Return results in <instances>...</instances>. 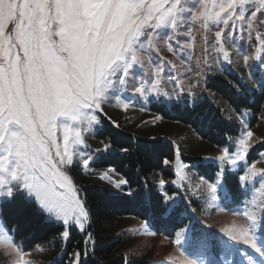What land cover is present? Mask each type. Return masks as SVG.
<instances>
[{"label":"snow or ice","instance_id":"obj_1","mask_svg":"<svg viewBox=\"0 0 264 264\" xmlns=\"http://www.w3.org/2000/svg\"><path fill=\"white\" fill-rule=\"evenodd\" d=\"M194 33L202 46L192 67L191 54L187 60L180 54L193 47ZM240 41L253 49L242 55L251 85L243 77L217 84L229 97L231 111L240 113L242 130L234 151L229 134L228 145L216 157L220 171L208 188L216 193L225 173L233 172L249 210L237 213L243 223L224 229L227 239L215 245L219 256L210 242L178 231L173 243L183 249V259L177 264H264V198L255 196H264V151L249 161L254 133L243 118L264 104V0H0V245L8 249V264H34L25 237L17 243L18 229L3 220L4 205L17 199L60 229L54 240L61 250L49 264H88L89 245L94 253L96 243L88 231L92 212L74 170L112 184L117 191L109 197L123 198L125 186V195H138L129 180L112 181L114 168L92 172V165L103 163L101 157L111 150L112 139L101 140L102 147L94 150L87 139L119 128L106 106L127 111L133 97H154L161 108L195 105L207 90L209 73L217 71L213 65L221 71L231 65L230 50L239 49ZM162 48L185 65L183 78L179 70L166 71L168 64L174 70L177 65L165 62ZM142 151L152 155L155 148L145 144ZM163 163L169 165L170 159ZM186 167L195 165H176L178 179L171 183L177 189L184 187ZM185 191L189 199L197 194ZM163 199V211L171 215L177 197ZM74 233L84 235L83 246L76 243L69 251ZM33 250L44 247L34 244Z\"/></svg>","mask_w":264,"mask_h":264},{"label":"trees","instance_id":"obj_2","mask_svg":"<svg viewBox=\"0 0 264 264\" xmlns=\"http://www.w3.org/2000/svg\"><path fill=\"white\" fill-rule=\"evenodd\" d=\"M240 79L238 73L233 70L225 72L224 75L216 74L209 76L207 90L213 94V98H208L205 94L200 97L193 105L191 102L187 107L180 108H161L156 102L151 103L150 109L159 114L161 118L178 122L181 125L188 126L195 134L197 139H201L207 145L225 147L228 145L229 134L232 136V150H235V139L241 132L239 122L240 113L231 111V102L225 95L224 90L218 86L217 82L227 83L233 79ZM224 102L221 107L214 103V100ZM226 107V108H225ZM264 104H257L246 115V124L250 129L255 127L259 121ZM231 117V121L229 120ZM253 148L250 151L249 161L258 159L257 153L264 151V144L259 141L264 140L262 129L253 130ZM99 138L107 141L112 139V148L104 153L101 162H97V167H112L124 179L131 182V191L138 193L132 197L125 193L129 190L127 186L121 193L123 198L109 197L108 193L113 192L108 187H101L96 183H91L83 187L82 196L86 197L91 208L92 220L88 231L92 232L95 238V251L91 252L88 264H155L153 260L135 261L130 258L122 249L121 243L124 234L120 230L121 220L123 218H137L144 221L147 226L156 234H162L167 237H173L181 229L189 232H198V236L193 239L205 240L203 235H209V240L214 246L220 239L215 233L214 228L209 229L210 234L202 232L199 222L200 213L204 210L206 204L198 198L186 199L185 190L177 189L171 183L175 179V172L172 162L175 157V150L170 140L157 138H147L123 128H116L112 132H102L98 134ZM145 144L153 145L155 151L152 155H147L142 151ZM127 148V152L121 151ZM170 159V164L165 165L164 159ZM187 161L195 162L192 167L198 176H203L208 180L216 181V173L220 167L214 161H205L204 157L197 154H189L184 157ZM242 174V173H241ZM165 184L160 186V180ZM222 191L225 195V189L229 195L225 196V205L227 208L244 206L245 196L237 188L236 177L233 172H226ZM176 196L175 210L171 215L163 211L164 197ZM198 197V196H197ZM3 220L9 228L18 229L17 243H20V237L24 236L25 250L33 248L34 244H44L51 247H60L61 244L54 240V236L60 230L56 224L47 223L32 208V206L23 199H17L4 205ZM214 231V232H212ZM31 236L32 239L28 237ZM84 235L74 233L72 241L69 242V251L74 250L73 245L80 243L83 246ZM58 256V255H57ZM161 264V263H156Z\"/></svg>","mask_w":264,"mask_h":264},{"label":"rangeland","instance_id":"obj_3","mask_svg":"<svg viewBox=\"0 0 264 264\" xmlns=\"http://www.w3.org/2000/svg\"><path fill=\"white\" fill-rule=\"evenodd\" d=\"M194 35L196 38L193 41V47L180 54L181 58L186 60L188 58V54H191V59L188 60V64L192 67H195L197 57L201 55L202 46V39L199 33H194ZM252 43H254V41ZM237 51H239L241 55H237ZM252 51L253 49L249 42L240 41L239 49L230 50L231 59L233 61L231 65L225 64L224 69L221 71L219 70V67L214 64L213 66L217 67V71L209 73V76L216 74L224 75L225 72L233 70L238 73L240 78L243 77L244 81L250 86L251 81L248 79L249 68L245 66L242 55L251 54ZM160 55L164 57L166 63L171 61L177 65V69L174 70L171 69V64H168L166 71L179 70L181 78H183V69L185 68V65L181 64V60L174 56L173 53H169L163 48L161 49ZM253 63L254 61L252 60L248 62L249 65H252ZM188 75L191 76L192 73H188ZM166 90L169 92V94H171L172 86L169 84ZM204 94L210 99L213 98V94L208 90L203 91L200 97H203ZM153 102H156L154 97H150L149 100L133 97L130 103L134 106L130 107L127 111L115 107H106L109 115H111L119 123L120 128L133 131L136 134L151 139L161 137L163 139L170 140L175 150V157L172 162L174 172L177 163H183L185 165H192L195 163L193 161H187L184 158L185 156L188 157L189 154L200 155V157H204L205 161L211 160L220 165V162L216 160V157L221 154V150L224 147L211 146L209 144L207 145L201 139H197L195 134L188 126L161 118L159 114L150 109V105ZM214 103L221 107L222 111H225V109L222 107L225 104L223 101H221V99L214 100ZM243 118L246 122V115H244ZM259 127L262 129L263 133L262 135H257L255 139H258V136L262 137L264 135V111L260 116L259 123L253 127L251 131L255 129L258 130ZM101 140L102 139L97 135L96 137L88 138L87 143L90 144L94 150L98 147H102V144L100 143ZM107 168L109 167H97L96 164H94L92 165V172L95 173L104 171ZM184 171L186 175V179L183 181L184 187L179 189L184 191L185 188H191L197 193L193 197L200 199V201L202 198V201H204L206 204L204 210L199 216L200 226L197 227L201 228L202 232L205 234H210L211 232L208 230L214 228L216 232L212 233V236L218 235L220 239H227V237L224 235V229L230 228L234 224L239 225L244 222L245 218L237 215V213L249 210L245 207L246 202L244 206L227 208L225 205V195L222 191V187L218 188L216 193H212L209 190L208 185L214 184L215 181L208 180L203 176H198L192 167H186ZM73 175L76 184L80 188L81 195L83 192V187L91 183H96L101 187H108L113 192L117 191V189H115L112 184L101 180L98 175L85 174V172L80 169L74 170ZM109 175L111 176L113 182L123 178L116 171L109 173ZM176 179H178V177L175 175L174 180ZM202 180L206 181V183H202ZM257 187H259V184H257ZM184 196L186 199H188L190 193L187 192ZM255 196L257 200L264 198V196H262V194L259 192H256ZM177 197H180V195H177ZM248 199H251V197L249 196ZM120 224V230L124 234L121 246L126 253L125 255H127V258L129 256L135 261H141L142 259L153 260L155 261V264H177L178 259H183V257H181V252L183 249L179 248L175 243H173L176 238V234L172 238L162 234H156L148 226L147 229L142 228L141 226L145 225L146 223L134 217L123 218ZM188 235L190 237H196L198 236V232H189ZM203 236L205 241L212 244V241L209 240V235ZM182 243H184L183 240ZM40 245L44 247L42 252L35 251L33 248L28 250L31 252L30 259L34 261V264H49L53 258L59 255L61 250V246L59 248L51 247L46 243ZM215 245L213 246V252L219 256V250L215 247ZM236 246L240 248L245 247L242 244H237ZM189 251H191V249H189ZM10 259L11 257L8 253V249L0 245V264H8Z\"/></svg>","mask_w":264,"mask_h":264}]
</instances>
